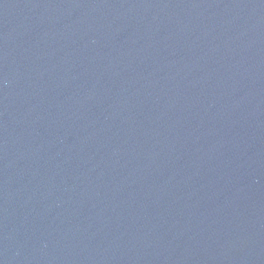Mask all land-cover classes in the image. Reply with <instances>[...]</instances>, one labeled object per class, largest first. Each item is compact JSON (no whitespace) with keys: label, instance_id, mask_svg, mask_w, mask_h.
<instances>
[{"label":"water","instance_id":"95a60500","mask_svg":"<svg viewBox=\"0 0 264 264\" xmlns=\"http://www.w3.org/2000/svg\"><path fill=\"white\" fill-rule=\"evenodd\" d=\"M0 264H264V0H0Z\"/></svg>","mask_w":264,"mask_h":264}]
</instances>
